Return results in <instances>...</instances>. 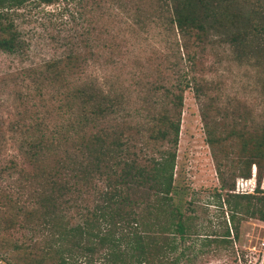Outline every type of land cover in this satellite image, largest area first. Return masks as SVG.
I'll return each instance as SVG.
<instances>
[{"label": "rangeland", "instance_id": "374dc122", "mask_svg": "<svg viewBox=\"0 0 264 264\" xmlns=\"http://www.w3.org/2000/svg\"><path fill=\"white\" fill-rule=\"evenodd\" d=\"M225 3L239 14L230 25L235 30L250 29L251 22L264 19V0ZM174 16L173 0H62L53 4L32 0L17 11L15 23L26 42L25 54L0 51L1 191L19 184L41 190L52 170L68 169L72 160L80 159L75 136L38 155L27 137L30 128L45 131L47 126L75 119L76 112L82 119L91 117L88 95L99 99L107 91L116 93L128 114L135 109L144 112L143 117L131 118L126 112L112 114L94 132L114 123L119 134L134 144L133 150L142 149L151 157L169 147L154 138L157 126L151 116L162 111L164 88H171L178 68L183 67L180 55L184 50ZM215 33L219 34L209 32L192 48L198 53L196 74L203 86L205 118L218 128L221 147L228 154L223 161L232 168L245 142L241 134L253 141L264 123V44L255 41L252 54L241 53L239 59L227 36ZM70 54L75 58H67ZM180 127L173 196L186 217L189 237L180 242L177 233L171 234L177 249L169 254L170 259L177 257L175 264H264V222L242 221L230 244H202V234L224 230L228 214L215 196L220 179L200 104L191 89L184 91ZM225 176L230 179V171ZM158 211L153 218L162 225L165 217ZM2 212L0 208V216ZM24 231L12 225L4 233L15 242L23 239Z\"/></svg>", "mask_w": 264, "mask_h": 264}, {"label": "trees", "instance_id": "16d2710c", "mask_svg": "<svg viewBox=\"0 0 264 264\" xmlns=\"http://www.w3.org/2000/svg\"><path fill=\"white\" fill-rule=\"evenodd\" d=\"M30 1L0 0L2 53L25 54L26 42L15 23V15ZM37 1L53 4L62 0ZM173 2V21L181 33L184 50L180 55L183 67L178 68L177 79L171 88H164L166 100L162 111L151 116L157 126L154 138L169 147L162 149L158 157H151L142 149L139 152L133 150L134 144L124 139V134H119L114 123L94 132L96 125L112 114L116 117L120 112H126L127 118L144 116L139 109L128 114L120 96L108 91L99 99L88 95L87 102L93 105L89 113L91 117L82 119L76 112L75 119H67L52 128L47 126L45 131L30 128L27 142L34 148V154L38 155L50 145L60 146L64 140L75 136L80 142V159L72 160L67 166L69 170L66 167V171L63 167L52 170L41 190L29 189L25 184L14 187V191L0 190L2 263L175 264L177 257L170 259L169 256L177 249L171 234L177 233L180 242L189 237L186 217L175 204L173 196L186 89L193 91L200 104L206 140L211 146L220 179L215 196L220 207L227 208L228 214V218L224 217V230L202 234V244H230L237 238L242 221L254 219L264 222V189L261 188L264 177V123L261 134L253 141H248L245 133L241 134L245 142L237 160L232 161L234 166L230 168L228 163H224L223 159L228 154L221 147L223 138L215 125H209L203 111V86L196 74L198 53L192 48L198 47L209 32L216 30L227 36L229 43L238 50L237 58L240 59L241 53L250 56L255 41L264 44V19L251 22L250 29L240 26L235 30L230 25L237 21L239 14L231 10L226 0ZM70 55L67 58H75ZM121 118L124 120V117ZM38 131L40 133L36 135ZM253 166L256 167L258 182L256 193H233L237 178L252 177ZM229 171L230 179L225 176ZM157 210L165 217L162 225L153 218V212ZM12 225L25 229L22 240L11 242L10 237L5 235L4 232ZM188 247H183L180 254L184 255Z\"/></svg>", "mask_w": 264, "mask_h": 264}, {"label": "built area", "instance_id": "2783aa9c", "mask_svg": "<svg viewBox=\"0 0 264 264\" xmlns=\"http://www.w3.org/2000/svg\"><path fill=\"white\" fill-rule=\"evenodd\" d=\"M258 187L257 177H256V167H253V173L251 178H238L236 180L235 189L232 191L237 195H253L256 193ZM261 188L264 189V178L261 183ZM264 247V243L262 244Z\"/></svg>", "mask_w": 264, "mask_h": 264}]
</instances>
